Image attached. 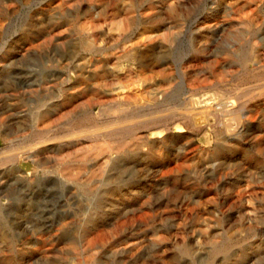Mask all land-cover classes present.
<instances>
[{"label": "rangeland", "instance_id": "374dc122", "mask_svg": "<svg viewBox=\"0 0 264 264\" xmlns=\"http://www.w3.org/2000/svg\"><path fill=\"white\" fill-rule=\"evenodd\" d=\"M210 1L0 0V264H207L215 245L227 252L212 264H254L264 228V114L229 123L196 109L194 129H176L190 86L224 80L216 97L232 87L233 67L215 50L197 71L206 58L196 55L192 30ZM118 156L132 174L111 179L106 202L96 203L93 190ZM247 183L257 194L241 199Z\"/></svg>", "mask_w": 264, "mask_h": 264}, {"label": "bare ground", "instance_id": "6f19581e", "mask_svg": "<svg viewBox=\"0 0 264 264\" xmlns=\"http://www.w3.org/2000/svg\"><path fill=\"white\" fill-rule=\"evenodd\" d=\"M43 1V0H42ZM178 1V0H177ZM183 3V1H181ZM209 2V1H208ZM227 2V1H226ZM231 3V2H230ZM232 4V3H231ZM210 6L203 10L201 16H198L195 20V27L192 30L191 42L194 44V51L198 58L204 59L202 60L203 67L202 69H197L198 72L205 69L206 67H210V60L208 57L212 55L209 50H215L222 55L224 63H228L232 69L228 70V75L231 77V85L232 87L227 89V94H223L221 97L215 96L212 92V89L215 87H220L224 84V80L216 81L215 83H210L206 81H197L192 86L189 87L191 102L189 112H180L178 115L182 118V124L176 125V129H178L177 133L184 132V129L192 130L194 129V114L202 113L206 115L208 119L214 118L217 121H226L229 123H233L237 119H239L242 115L246 116H254L259 114H264V0H237L235 6L230 4L223 3L222 0H211ZM180 7L179 5H177ZM194 8V7H193ZM187 10V9H186ZM185 11V10H184ZM193 20V19H192ZM182 26V25H181ZM190 28V27H189ZM185 34V33H184ZM178 35V34H177ZM180 35V34H179ZM184 36V35H183ZM178 37V36H177ZM257 38L259 40V45L262 50V54H258V50L260 48L256 47L253 40ZM88 41V40H87ZM182 44V40L180 41ZM74 44V43H73ZM179 44V43H178ZM133 45V44H132ZM31 46V45H30ZM69 46V45H68ZM73 46V45H72ZM130 46V45H129ZM128 46V47H129ZM151 46V45H150ZM178 46V45H177ZM20 47V46H19ZM70 47V46H69ZM147 47V46H146ZM193 47V48H194ZM184 48V47H183ZM22 49V48H21ZM147 49V48H146ZM23 50V49H22ZM71 51V50H70ZM183 51V50H182ZM212 52V51H211ZM142 53V52H141ZM184 53V52H183ZM137 54V53H136ZM152 55V54H151ZM165 56V55H164ZM185 56V55H184ZM151 57V56H150ZM216 57V56H215ZM138 58V57H137ZM152 58V57H151ZM186 58V57H185ZM212 58V57H211ZM210 58V59H211ZM214 60V59H213ZM181 62V61H180ZM185 62V61H184ZM197 62V61H196ZM200 62V61H199ZM212 62V61H211ZM221 62V61H220ZM177 63V62H176ZM190 63V62H189ZM188 64V63H187ZM215 64V63H214ZM221 64V63H219ZM189 65V64H188ZM197 66V65H196ZM224 66V65H223ZM189 67V66H186ZM225 67V66H224ZM184 68V67H183ZM182 68V69H183ZM219 68V67H218ZM181 69V70H182ZM190 69V68H189ZM212 69V67H211ZM194 70V69H193ZM196 70V68H195ZM221 70V69H220ZM225 71V69H223ZM186 71V70H185ZM212 71V70H211ZM209 72V71H208ZM220 72V71H219ZM191 73V72H190ZM211 73V72H210ZM209 73V74H210ZM215 73V72H214ZM222 73V72H221ZM220 73V74H221ZM202 74V73H201ZM204 74V72H203ZM224 74V73H223ZM188 75V74H187ZM191 75V74H190ZM205 75V74H204ZM211 75V74H210ZM195 76V75H194ZM203 76V75H202ZM201 76V77H202ZM198 77V76H197ZM187 78V77H186ZM192 78V77H190ZM200 78V77H199ZM178 79V78H177ZM185 80V79H184ZM200 80V79H199ZM218 80V79H217ZM226 80V79H225ZM228 80V79H227ZM213 82V81H212ZM193 83V81H192ZM184 84V82H183ZM186 84V83H185ZM245 84L244 87H241ZM187 85V84H186ZM191 85V83H190ZM227 85V83H226ZM228 85H230L228 83ZM188 86V85H187ZM221 88V87H220ZM223 88V87H222ZM188 89V88H187ZM183 90V89H182ZM219 90V89H218ZM225 90V89H224ZM222 90V91H224ZM186 91V89H185ZM183 92V91H182ZM126 93V92H125ZM122 94V93H121ZM160 94V93H159ZM158 94V95H159ZM189 94V93H188ZM127 96V95H126ZM181 97V95H180ZM184 97V96H182ZM181 97V99H182ZM129 98V97H128ZM130 99V98H129ZM179 99V98H178ZM184 100V99H183ZM187 100V99H186ZM185 100V101H186ZM114 101V100H113ZM182 101H180L181 103ZM125 103V102H124ZM123 103V104H124ZM178 104V103H177ZM187 104V103H186ZM122 105V104H121ZM120 105V106H121ZM181 105V104H180ZM159 107V106H158ZM158 109V108H157ZM197 109V111H196ZM42 110V109H41ZM196 111V112H193ZM193 112V113H192ZM137 113V112H135ZM130 116V115H129ZM196 116V115H195ZM198 116V115H197ZM168 117V116H167ZM173 117V115H172ZM262 117V115L260 116ZM176 118V117H175ZM174 118V119H175ZM123 119V118H121ZM179 119V118H178ZM253 119V118H252ZM262 119V118H261ZM158 120V119H157ZM247 120V119H245ZM115 121V120H114ZM151 121V120H150ZM154 121V120H153ZM259 121V120H258ZM81 122V121H80ZM87 122V121H86ZM148 122V121H147ZM171 122V120H170ZM255 122V121H254ZM110 123V122H108ZM158 123V122H157ZM156 123V124H157ZM165 123V122H164ZM144 124V123H143ZM161 124V123H160ZM163 124V123H162ZM208 124V123H207ZM263 124V123H261ZM97 125V124H96ZM150 125V124H149ZM152 125V123H151ZM164 125V124H163ZM204 125V124H203ZM216 125V124H215ZM214 125V127H215ZM95 126V125H94ZM159 126V125H158ZM171 126V125H170ZM207 126V125H206ZM151 127V126H150ZM165 127V126H164ZM163 127V128H164ZM175 127V126H174ZM202 127V126H201ZM133 128V127H132ZM203 128V127H202ZM220 128V127H219ZM130 129V128H129ZM128 129V130H129ZM160 129V128H159ZM204 129V128H203ZM213 129V128H212ZM84 130V129H83ZM131 130V129H130ZM157 130V129H156ZM169 130V129H168ZM82 131V130H81ZM136 131V129H135ZM222 131V130H221ZM251 131V130H250ZM80 132V130H79ZM85 132V130H84ZM91 132V130H90ZM118 132V131H117ZM127 132V131H126ZM154 132V131H153ZM166 132V131H165ZM201 132V131H200ZM72 133V132H71ZM73 133H76L73 131ZM112 133V131H111ZM152 133V132H151ZM196 133V132H194ZM79 134V133H78ZM81 134V133H80ZM138 134V133H137ZM199 134V133H198ZM218 134V133H217ZM245 134V133H242ZM241 134V135H242ZM69 134L67 133V136ZM114 135V134H113ZM117 135V134H116ZM114 136V138L116 137ZM128 135V134H127ZM153 135V134H152ZM155 135V134H154ZM182 135V134H181ZM213 135V134H212ZM254 135V134H252ZM263 135V134H262ZM261 135V136H262ZM43 136V135H42ZM120 136V135H119ZM145 136V134H144ZM167 136V135H166ZM186 136V135H185ZM203 136V135H202ZM206 136V135H205ZM221 136V135H220ZM260 136V135H259ZM196 137V135H195ZM245 137V136H244ZM250 137V136H249ZM96 138V137H95ZM146 138V137H145ZM153 138V137H152ZM185 138V137H184ZM205 138V137H204ZM220 138V137H219ZM223 138V137H222ZM242 138V137H241ZM258 138V137H257ZM44 139V138H43ZM165 139V138H164ZM175 139V138H174ZM190 139V138H189ZM193 139V138H192ZM50 140V139H49ZM77 140V139H76ZM122 140V139H121ZM120 140V141H121ZM158 140V139H157ZM239 140V139H238ZM247 140V138H246ZM41 141V140H40ZM115 141V140H114ZM118 141V140H117ZM153 141V140H152ZM242 141V140H241ZM263 141V140H262ZM44 142V141H43ZM124 142V141H123ZM148 142V141H147ZM163 142V141H162ZM188 142V141H187ZM222 142V141H221ZM258 142V141H257ZM119 143V142H118ZM225 143V142H224ZM242 143V142H241ZM244 143V142H243ZM124 143L123 145H125ZM200 144V143H197ZM212 144V143H211ZM229 144V143H228ZM245 144V143H244ZM59 145V144H58ZM180 145V144H179ZM220 145V143H219ZM231 145V144H230ZM247 145V144H246ZM245 145V146H246ZM60 146V145H59ZM211 146V145H210ZM227 146V145H226ZM229 146V145H228ZM251 146V145H250ZM260 146V145H259ZM179 147V146H178ZM207 147V146H206ZM214 147V146H213ZM222 147V145H221ZM261 147V146H260ZM115 148V147H112ZM117 148V147H116ZM121 148V146H120ZM119 148V149H120ZM205 148V147H204ZM210 148V147H208ZM236 148V147H235ZM234 148V149H235ZM252 148V147H251ZM39 149V148H38ZM100 149V147H99ZM199 149H201L199 147ZM203 149V148H202ZM207 149V148H205ZM204 149V150H205ZM224 149V148H223ZM229 149V148H228ZM44 150V149H43ZM96 150V149H95ZM109 150V149H108ZM174 150V149H173ZM219 150V149H218ZM236 150V149H235ZM246 150V149H245ZM185 151V150H184ZM220 151V150H219ZM224 151V150H223ZM231 151V150H230ZM233 151V150H232ZM31 152V151H30ZM91 152V150H90ZM89 152V153H90ZM98 152V151H97ZM101 152V151H100ZM110 152V151H109ZM181 152V151H180ZM192 152V150H191ZM194 152V151H193ZM204 152V151H203ZM212 152V151H211ZM227 152V151H226ZM252 152V151H251ZM99 153V152H98ZM223 153V152H222ZM94 154V153H93ZM192 154V153H191ZM190 154V155H191ZM206 154V153H205ZM249 154V152H248ZM28 155V154H27ZM86 155V154H85ZM178 155V154H177ZM207 155V154H206ZM212 155V154H210ZM235 155V154H234ZM239 155V154H238ZM247 155V154H246ZM81 156V155H80ZM124 156V154H123ZM128 156V155H127ZM139 156V155H138ZM192 156V155H191ZM203 156V155H201ZM208 156V155H207ZM129 157L134 158V156L129 155ZM176 157V156H175ZM178 157V156H177ZM188 157V156H187ZM196 157V156H195ZM200 157V156H199ZM115 158V157H114ZM160 158V156L158 157ZM198 158V157H197ZM201 158V157H200ZM205 158V157H204ZM209 158V157H208ZM235 158V157H234ZM237 158V157H236ZM257 158V157H256ZM90 159V158H89ZM111 159V157H110ZM124 157H116L110 164L106 165V177L100 182L101 186L97 190H93V196L95 198L96 203L102 204L107 200V191L108 184L111 179H118L120 177L121 172H127V174L131 175V169H126L122 165V160ZM149 159V158H148ZM253 159V157H252ZM88 160V159H87ZM137 160V159H136ZM218 160V159H217ZM233 160V159H232ZM231 160V161H232ZM230 161V162H231ZM240 161V160H239ZM262 161V160H261ZM136 162V161H135ZM180 162V161H179ZM224 162V161H223ZM102 163V162H101ZM174 163V162H173ZM178 163V162H176ZM174 163V165H176ZM182 163V162H181ZM188 163V162H187ZM226 163V162H225ZM238 163V162H237ZM192 164V163H191ZM236 164V163H235ZM240 164V163H239ZM204 165V164H203ZM236 165H234L235 167ZM242 166V165H241ZM248 166V165H247ZM221 167V166H219ZM141 168V167H140ZM157 168V167H156ZM196 168V167H195ZM208 168V167H207ZM223 168V167H222ZM236 168V167H235ZM243 168V167H242ZM103 169V168H102ZM160 169V168H159ZM178 169V168H177ZM198 169V168H197ZM196 169V170H197ZM241 169V168H240ZM245 169V167H244ZM250 169V168H249ZM65 170V169H64ZM145 170V169H144ZM158 170V168H157ZM166 170V169H165ZM168 170V169H167ZM195 170V171H196ZM199 170V169H198ZM219 171V169L217 168ZM223 170V169H222ZM255 170V169H254ZM142 171V170H141ZM149 171V170H148ZM161 171V170H160ZM210 171V170H209ZM225 171V170H224ZM238 171V170H237ZM256 171V170H255ZM258 171V170H257ZM256 171V172H257ZM101 172V171H100ZM134 172V171H133ZM166 172V171H165ZM212 172V171H211ZM86 173V172H85ZM146 173V172H145ZM153 173V172H152ZM159 173V172H156ZM164 173V172H163ZM201 173V172H200ZM122 174V173H121ZM143 175V173H140ZM160 174V173H159ZM204 174V173H203ZM218 174V173H217ZM225 174V173H224ZM230 174V173H227ZM227 174H225L227 176ZM244 174V173H241ZM261 174V173H260ZM71 175V174H69ZM135 175V174H134ZM149 175V174H148ZM151 175V174H150ZM183 175V174H182ZM236 175V174H235ZM126 176V175H125ZM146 176V175H145ZM144 176V178H146ZM166 176V175H165ZM216 176V175H215ZM225 176V178H226ZM232 176V175H231ZM139 177V176H138ZM143 177V176H142ZM224 177V176H223ZM234 177V175H233ZM90 178V177H89ZM122 178V177H121ZM141 178V177H139ZM183 178V177H182ZM189 178V177H188ZM81 179V178H80ZM151 179V178H150ZM160 179V178H159ZM196 179V178H195ZM205 179V178H204ZM223 179V178H222ZM96 180V179H95ZM129 180V179H128ZM137 180V179H136ZM143 180V179H142ZM193 180V179H192ZM206 180V179H205ZM219 180V179H218ZM226 180V179H224ZM244 180V179H243ZM112 181V180H111ZM114 181V180H113ZM116 181V180H115ZM126 182V180H124ZM138 181V180H137ZM145 181V180H144ZM196 181V180H195ZM216 183V180H214ZM124 182V183H125ZM136 182V181H135ZM133 182V183H135ZM210 182V181H209ZM219 182V181H218ZM242 182V181H241ZM261 182V181H260ZM75 183V182H74ZM191 183V182H190ZM194 183V182H193ZM246 183V182H244ZM123 184V183H122ZM136 184V183H135ZM187 184V183H186ZM196 184V183H195ZM223 184V183H222ZM242 184V183H241ZM254 184V183H253ZM131 185V184H130ZM162 185V184H161ZM165 185V184H163ZM227 185V184H226ZM257 185V183H256ZM98 186V185H97ZM216 186V184H215ZM214 186V187H215ZM220 186V184H219ZM157 187V186H156ZM199 187V186H198ZM227 187V186H226ZM130 188V187H128ZM127 188V189H128ZM161 188V187H160ZM159 188V189H160ZM164 188V187H163ZM178 188V187H177ZM208 188V187H207ZM220 188V187H219ZM255 187L250 186V184H244V186H240L237 196L242 197L248 192L249 195L253 196L257 194ZM126 189V190H127ZM206 189V188H205ZM204 189V190H205ZM230 189V188H229ZM161 190V189H160ZM164 190V189H163ZM219 190V189H218ZM226 190V189H225ZM224 190V191H225ZM258 190V189H257ZM130 191V189H129ZM139 191V190H138ZM207 191V190H206ZM220 191V190H219ZM264 191V190H263ZM122 192V191H121ZM135 192V191H133ZM132 192V194H133ZM137 192V191H136ZM150 192V191H149ZM117 193V192H116ZM188 193V192H187ZM186 193V194H187ZM227 193V192H225ZM233 193V192H232ZM110 194V193H109ZM135 194V193H134ZM142 194V193H141ZM224 194V193H223ZM247 194V195H248ZM87 195V194H86ZM114 195V194H111ZM175 195V194H174ZM173 195V196H174ZM181 195V194H180ZM191 195V194H190ZM211 195V194H210ZM220 195V194H219ZM260 195V194H259ZM148 196V195H147ZM246 196V195H245ZM208 197V196H207ZM206 197V198H207ZM215 197V196H214ZM258 197V195L256 196ZM174 199L176 198L173 197ZM172 198V199H173ZM213 198V197H212ZM216 198V197H215ZM92 199V198H91ZM142 199V198H141ZM224 199V198H222ZM242 199V198H241ZM258 199V198H257ZM179 200V199H178ZM184 200V199H183ZM198 200V199H196ZM215 200V199H214ZM220 200V199H219ZM109 201V200H108ZM128 201V200H127ZM148 201V200H147ZM206 201V200H205ZM217 201V199H216ZM224 201V200H223ZM240 201V200H239ZM249 201V200H247ZM253 201V200H251ZM201 202V201H200ZM214 202V201H213ZM212 202V203H213ZM257 202V200H256ZM197 203V202H196ZM219 201L216 203L218 204ZM223 203V202H222ZM233 203V202H231ZM249 203V202H248ZM247 203V204H248ZM189 204V203H188ZM201 204V203H198ZM209 204V203H208ZM240 204V203H239ZM251 204V202H250ZM253 204V202H252ZM107 205V204H106ZM197 205V204H196ZM210 205V204H209ZM215 205V204H214ZM219 205V204H218ZM140 206V203H139ZM144 206V204H143ZM184 206V205H183ZM201 206V205H200ZM217 206V205H216ZM249 206V205H247ZM89 207V206H88ZM112 207V206H111ZM169 207V206H168ZM186 207V206H185ZM184 207V208H185ZM230 207V206H229ZM107 208V207H106ZM176 208V206H175ZM200 208V207H199ZM203 208V207H202ZM227 208V207H226ZM232 208V207H231ZM235 208V207H234ZM233 208V209H234ZM260 208V207H257ZM88 209V208H86ZM232 209V210H233ZM256 209V208H255ZM264 209V207H263ZM262 209V211H263ZM111 210V209H110ZM122 210V209H121ZM221 210V209H220ZM228 210V209H227ZM246 210V209H245ZM181 211V210H180ZM189 211V210H188ZM191 211V210H190ZM208 211V210H207ZM225 211V210H224ZM254 211V209L252 210ZM102 212V211H101ZM218 212V211H217ZM216 212V213H217ZM221 212V211H220ZM244 212V211H243ZM264 212V211H263ZM252 213V212H251ZM250 213V214H251ZM120 214V213H119ZM182 214V213H181ZM197 214V213H196ZM210 214V213H209ZM212 214V213H211ZM214 214V213H213ZM220 214V213H219ZM239 214V213H238ZM242 214V213H241ZM261 214V213H260ZM259 214V215H260ZM94 215V214H93ZM89 216L87 219V224H93L94 216ZM103 215V214H102ZM106 215V214H105ZM104 215V216H105ZM118 215V214H117ZM125 215V213H124ZM127 215V214H126ZM218 215V214H217ZM216 215V217H217ZM237 215V214H236ZM235 215V216H236ZM264 215V214H263ZM191 216V214H190ZM208 216V215H207ZM220 216V215H219ZM240 216V215H239ZM253 216V214H252ZM83 217V216H82ZM115 217V216H114ZM201 217V216H200ZM254 217V216H253ZM258 217V216H257ZM199 218V215H198ZM197 218V220H198ZM240 218V217H239ZM98 219V218H97ZM101 219V218H100ZM187 219V218H186ZM210 219V218H209ZM222 219V217H221ZM248 220V218H246ZM264 219V218H263ZM114 220V219H113ZM237 220V219H236ZM262 220V219H261ZM260 220V221H261ZM83 221V220H82ZM190 221V220H189ZM214 221V220H213ZM188 222V221H187ZM186 222V223H187ZM206 222V221H204ZM210 222V221H209ZM82 223V222H81ZM107 223V222H106ZM202 223V221H201ZM214 223V222H213ZM216 223V222H215ZM6 224L4 219V213L0 206V226H4ZM70 224V223H69ZM99 224V223H98ZM198 224V223H196ZM241 224V223H239ZM261 224L258 223V225ZM95 225V224H94ZM100 225V224H99ZM107 225V224H106ZM114 225V224H113ZM116 225V224H115ZM188 225V224H187ZM191 225V224H190ZM233 225V224H230ZM237 225V224H236ZM254 225V224H251ZM262 225V224H261ZM88 226V225H87ZM93 226V225H92ZM112 226V225H111ZM229 226V225H228ZM247 226H249L247 224ZM246 226V227H247ZM255 226V225H254ZM254 226L252 229H254ZM257 226V225H256ZM255 226V227H256ZM98 227V226H97ZM101 227V226H100ZM214 227V226H213ZM220 227V226H219ZM231 227V226H230ZM244 228V225L242 226ZM250 227V226H249ZM248 227V228H249ZM93 228V227H92ZM221 228V227H220ZM228 228V227H227ZM233 228V227H232ZM98 229V228H97ZM101 229V228H100ZM118 229V228H116ZM224 229V228H223ZM241 229V228H240ZM250 229V228H249ZM248 229V230H249ZM259 229V228H258ZM261 229V227H260ZM85 230V229H84ZM194 230V229H193ZM200 229L198 228V231ZM219 230V229H218ZM217 230V231H218ZM227 230V229H225ZM224 230V231H225ZM245 230V229H244ZM76 231V230H75ZM79 231V230H78ZM113 231V230H112ZM201 231V230H200ZM210 231V230H209ZM222 231V230H221ZM239 231V230H238ZM86 232V231H84ZM96 232V231H95ZM197 232V230H196ZM237 232V230H236ZM246 232V231H244ZM78 233V232H77ZM213 233V232H212ZM238 233V232H237ZM254 233V232H252ZM119 234V232H118ZM199 234V233H198ZM214 234V233H213ZM245 234V233H243ZM256 234V232H255ZM85 235V234H84ZM221 235V234H220ZM223 235V234H222ZM238 235V234H237ZM2 236V235H1ZM83 236V235H82ZM89 236V234H88ZM99 236V235H98ZM133 236V235H131ZM247 236V235H246ZM255 236V235H254ZM257 236V235H256ZM64 237V236H63ZM93 237V236H92ZM119 237V235H118ZM129 237V236H128ZM148 237V236H147ZM194 237V236H193ZM222 237V236H221ZM220 237V238H221ZM253 237V236H252ZM259 243L256 248V254L254 257V264H264V228L260 230L258 233ZM85 238V236H84ZM143 238V237H142ZM149 238V237H148ZM224 238V237H223ZM222 238V240H223ZM234 238V237H233ZM241 238V237H240ZM249 238V237H247ZM254 238V237H253ZM252 238V239H253ZM61 239V238H60ZM91 239V238H90ZM204 239V238H203ZM208 239V238H207ZM256 239V238H255ZM80 240V239H79ZM162 240V239H161ZM198 239H196L197 241ZM218 240V239H217ZM232 240V239H231ZM239 240V239H238ZM242 240V239H241ZM87 241V239H86ZM89 241V240H88ZM96 241V240H94ZM93 241V242H94ZM138 241V240H136ZM135 241V242H136ZM159 241V240H158ZM233 241V240H232ZM247 241V239L245 240ZM92 242V241H91ZM132 242V241H131ZM146 242V241H145ZM202 242V241H200ZM220 242V241H219ZM223 242V241H222ZM229 242V241H228ZM240 242V241H239ZM81 243V242H80ZM226 243V242H225ZM230 243V242H229ZM82 244V243H81ZM89 244V242H88ZM93 244V243H92ZM96 244V243H95ZM128 244V243H127ZM157 244V242H156ZM43 245V244H42ZM87 245V243H86ZM126 245V244H125ZM218 245V244H217ZM221 244L220 246H222ZM225 245V244H224ZM223 245V246H224ZM232 245V242H231ZM44 246V245H43ZM80 246V245H79ZM120 246V245H118ZM129 246V245H128ZM127 246V247H128ZM144 246V245H143ZM150 246V245H149ZM234 246V243H233ZM113 247V246H112ZM111 247V248H112ZM115 247V246H114ZM189 247V246H188ZM231 247V246H230ZM42 248V247H41ZM88 248V247H87ZM121 248V247H120ZM139 248V247H138ZM144 248V247H143ZM201 248V246H200ZM228 248V247H227ZM233 248V247H232ZM40 249V248H39ZM126 249V248H125ZM183 249V248H181ZM210 249V248H209ZM47 250V249H46ZM74 250V249H73ZM146 250V249H145ZM184 250V249H183ZM200 250V249H199ZM206 250V249H205ZM203 251V250H202ZM201 251V252H202ZM230 251V250H229ZM126 252V251H125ZM184 253H188L187 250L182 251ZM199 252V251H198ZM218 252H223V255L227 252V249L224 247H215L212 249L210 259L207 264H212L211 258L216 256L215 254ZM84 253V252H83ZM86 253V252H85ZM107 253V249H106ZM112 253V252H111ZM123 253V252H122ZM40 254V253H39ZM43 254V253H42ZM46 254V253H45ZM195 254V252H194ZM205 254V253H204ZM219 254V253H218ZM44 255V254H43ZM110 255V254H109ZM185 255V254H184ZM230 256V254H228ZM237 255V254H236ZM47 256V255H45ZM112 256V254H111ZM198 256V255H197ZM201 256V255H200ZM199 256V257H200ZM243 259L246 260V254L243 253ZM83 257V256H82ZM183 257V256H181ZM102 258V257H100ZM186 258V257H185ZM192 257H190L191 259ZM201 258V257H200ZM204 258V257H203ZM234 258V257H233ZM68 259V258H67ZM81 259V258H80ZM111 259H113L111 257ZM189 259V260H190ZM223 259V258H222ZM249 259V258H248ZM196 260V259H195ZM252 260V258L250 259ZM79 261V260H78ZM108 261V260H107ZM112 261V260H111ZM198 261V260H197ZM200 261H203L202 259ZM215 261V260H214ZM229 261V260H228ZM249 261V260H248ZM103 262V261H102ZM194 262V261H193ZM199 262V261H198ZM251 262V261H250ZM249 262V263H250ZM200 263V262H199ZM224 263V262H223ZM75 264V263H73ZM78 264V263H77ZM86 264H105L98 262L95 257L89 260V263ZM192 264V263H191ZM195 264V263H194Z\"/></svg>", "mask_w": 264, "mask_h": 264}]
</instances>
